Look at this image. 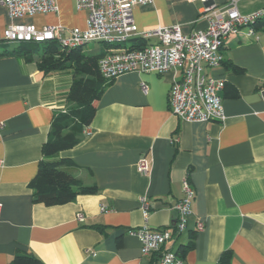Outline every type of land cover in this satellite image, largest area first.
Returning <instances> with one entry per match:
<instances>
[{
	"label": "crops",
	"instance_id": "crops-1",
	"mask_svg": "<svg viewBox=\"0 0 264 264\" xmlns=\"http://www.w3.org/2000/svg\"><path fill=\"white\" fill-rule=\"evenodd\" d=\"M76 1L55 0L57 13L20 20H11L0 5V53L8 52L0 58V264L16 254H32L43 264H157L158 256L144 257L128 231L147 226L174 233L172 208L184 196V180L194 194L191 214L163 250L185 264H219L224 253L229 264H264V102L258 94L264 86L263 28L255 38L229 36L222 64L207 71L225 82L222 122L187 123L172 116V72L123 74L95 101L80 143L55 158L67 159L73 179L97 193L58 206L35 202L28 184L52 117L75 106L66 99L72 74L43 75L36 57L25 61L14 53L19 44L3 41L2 34L10 24L60 26L66 33L84 29L87 13L76 9ZM237 8L241 15L264 13V0H237ZM200 9L187 0H152L132 14L139 31L177 25L190 35L207 28ZM102 46L82 51L98 53ZM142 157L150 162L148 175L136 169ZM141 198L148 202L146 217Z\"/></svg>",
	"mask_w": 264,
	"mask_h": 264
},
{
	"label": "built area",
	"instance_id": "built-area-1",
	"mask_svg": "<svg viewBox=\"0 0 264 264\" xmlns=\"http://www.w3.org/2000/svg\"><path fill=\"white\" fill-rule=\"evenodd\" d=\"M201 5L200 16L207 21L202 31L183 35L177 25L157 27L139 31L134 23L132 11L137 6H145L152 0H77L76 9L87 13L86 27L74 28L67 33L60 26H45L36 30L31 25L10 24L2 34V40L13 44H37L55 41L67 50L78 49L90 42L120 45L117 50L98 61V70L106 81H112L127 73L165 74L172 72L177 77L172 80L168 92V108L172 116L187 123L222 122L224 112L221 93L225 82L208 75L207 71L222 64V49L229 36L255 38L252 25L260 20L263 11L241 15L237 0H227L223 6L217 0H187ZM11 20H20L37 14L57 13L55 0H0ZM141 41L144 46L131 50L129 45ZM125 46V47H123ZM146 94V84H141ZM258 94L264 102V86H259ZM1 128V126H0ZM91 131L86 129L85 136ZM2 161L0 160V166ZM140 174L148 175L150 162L146 157L136 163ZM183 198L176 202L172 210L176 213L173 229L180 235L186 228L191 214L193 191L188 182L182 183ZM144 217L149 213L146 198H141ZM101 208V211H104ZM82 222V216H78ZM197 231L203 230L198 223ZM128 235L138 240L144 257L156 254L157 264H185L163 246L171 240L173 233L167 229L152 230L147 226L128 231Z\"/></svg>",
	"mask_w": 264,
	"mask_h": 264
},
{
	"label": "trees",
	"instance_id": "trees-1",
	"mask_svg": "<svg viewBox=\"0 0 264 264\" xmlns=\"http://www.w3.org/2000/svg\"><path fill=\"white\" fill-rule=\"evenodd\" d=\"M257 31L263 28L264 19L252 25ZM144 43L129 45L131 50L139 49ZM120 45L103 44L98 53L82 51V48L67 50L57 42L37 44H19L14 53L25 61L31 62L36 57L38 71L43 75L69 72L72 80L67 94V101L75 106L57 113L52 117L51 130L47 141L42 146V160L39 162L35 177L28 186L33 191L35 202L45 206H58L72 202L78 195H94V186L86 187L72 177L74 167L67 159L55 158L59 153L70 150L80 143L79 135L88 127L95 114V101L99 100L104 89L114 80L106 82L98 70V61L119 49ZM125 47V46H123ZM8 52L0 53V58ZM236 71V68H234ZM190 243L185 249H190ZM184 249V250H185ZM229 253H224L219 264H229ZM8 264H43L32 254H16Z\"/></svg>",
	"mask_w": 264,
	"mask_h": 264
},
{
	"label": "rangeland",
	"instance_id": "rangeland-1",
	"mask_svg": "<svg viewBox=\"0 0 264 264\" xmlns=\"http://www.w3.org/2000/svg\"><path fill=\"white\" fill-rule=\"evenodd\" d=\"M101 44H103V43H98V42H90L89 44H87L86 46H84V49L85 50H92V49H94V48H96V47H99ZM174 212V211H173ZM175 213V212H174ZM176 214V213H175ZM176 218H177V216H176ZM176 218H175V222H176ZM174 222V223H175ZM174 225V224H173ZM172 228H173V226H172ZM174 235H175V232L173 233Z\"/></svg>",
	"mask_w": 264,
	"mask_h": 264
},
{
	"label": "water",
	"instance_id": "water-1",
	"mask_svg": "<svg viewBox=\"0 0 264 264\" xmlns=\"http://www.w3.org/2000/svg\"><path fill=\"white\" fill-rule=\"evenodd\" d=\"M175 216H176V214H175Z\"/></svg>",
	"mask_w": 264,
	"mask_h": 264
}]
</instances>
